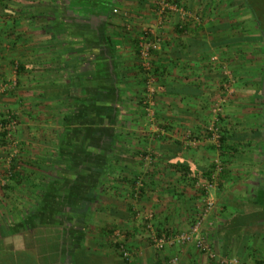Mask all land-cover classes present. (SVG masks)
<instances>
[{"label": "crops", "instance_id": "crops-1", "mask_svg": "<svg viewBox=\"0 0 264 264\" xmlns=\"http://www.w3.org/2000/svg\"><path fill=\"white\" fill-rule=\"evenodd\" d=\"M60 2L66 13L59 0H0V83L15 77L18 82L0 93V111L19 117L18 137L32 151L37 126L28 118L37 113L49 118V107L57 108L61 151L57 154L56 148L46 163L43 157L27 156L23 167L55 180L56 202L73 221L68 235L67 228L61 232L62 248L67 244L74 253L84 250L87 264H123L111 240L119 228L126 229L137 254L142 244L134 234L141 233L136 220L141 210L155 211L159 230L187 229L205 199L198 180L204 181L220 160L224 170L210 190L215 204L208 241L249 264H264V113L254 107L256 72L240 71L238 48L229 44V22H210L204 10L193 16L189 11L183 20L178 14L159 18L148 8L149 0H137L133 7L120 0L125 7L119 5L118 13L84 16L72 0ZM126 11L131 18L124 17ZM147 26L156 27L162 37L150 71L152 121H146L140 103L148 90L139 56L140 35ZM217 102L226 137L219 143L208 130ZM68 119L72 127L65 129ZM77 125L84 128L75 134ZM41 131L40 138L48 136L46 129ZM41 139L38 147L48 145ZM4 159L0 156L1 165ZM239 211L250 220L231 224ZM101 213L103 219L95 220ZM96 228L102 236L97 243L88 239ZM79 233L82 238L76 241ZM194 245H186L181 254L201 264L205 255ZM173 248L165 254L176 255L179 247Z\"/></svg>", "mask_w": 264, "mask_h": 264}, {"label": "rangeland", "instance_id": "rangeland-1", "mask_svg": "<svg viewBox=\"0 0 264 264\" xmlns=\"http://www.w3.org/2000/svg\"><path fill=\"white\" fill-rule=\"evenodd\" d=\"M128 1H129V4L132 5L133 7L134 2H136L137 0H128ZM158 1L160 2L167 1L169 4L177 3L179 6L183 8L182 9L183 13L186 12L187 14H189L190 12H192V14L190 13L188 16H193L194 13L196 12L200 13L202 10H204V11L209 12L208 16L210 18L209 19L210 22H211V18L212 20H215V21L219 20L218 22H221L222 20H226L225 22H229L230 26H232L233 28V34L229 35L231 37L229 40L230 41L229 44L236 45L237 47L236 46L235 47L238 48L237 53L239 57L237 58H240L242 60L239 64V66H241L239 67L241 69L240 71L243 73L245 72L247 73V75H250V76L254 72H256L255 79L257 81H255L254 84L251 81L250 82L252 83V87H255L256 89V96L254 97L255 98L254 102L256 104L254 105V107H257L258 108L257 113L262 115V113H264V101L262 99V96L264 98V90L262 87L263 74H264V47H263V40L261 38L262 33H260V30L258 29L256 25V19L254 17L255 15L253 14L252 10L248 8L247 5H245L242 0H197L199 5L198 4L191 5L189 1L185 2L182 0H178V2H176V0H158ZM149 2L151 3V7H148V8H151V11H153V13H157L159 18H163L165 14L169 16H174V17L176 14L181 15L179 12L172 11L170 9L169 10L165 9L163 10L164 11L163 12L161 6L160 7L158 6L157 0H152V1L149 0ZM59 3L60 5H62L61 7H62L63 12L66 13L68 8L65 7V4H62L60 0H59ZM114 4H116V6L113 8L112 12L118 13L119 12L118 6L122 5V2H120V0H115ZM122 7H125V6L122 5ZM115 9L117 11H115ZM126 12L127 14H125ZM126 12L124 13L125 14L124 17L131 18V14L128 11ZM63 15H64V18H63V21H64V19H66L65 17L67 14H63ZM181 18L183 20L184 18H186V16L184 17L181 16ZM58 19H61V17L59 16ZM198 20H201V19H198ZM239 38L244 41L239 40ZM231 57H228L229 62H230ZM234 63H236L235 58H234ZM260 99L262 100V102L260 101ZM35 101L36 100L33 99V102ZM140 103H142V101H140ZM56 109H57L56 106L49 107V110H51V113H52L50 114L51 116L49 118L44 115H39L38 113L35 114V116H31V118H28V119H31V122L35 126H37L35 129L36 134L32 133L34 134L32 136H34L37 141L38 140L42 141L41 138H43L44 139L43 141L48 142V145L42 146V148L38 147L40 143L37 141L33 143L35 144V146H32L31 148L32 151H30L29 148H26L22 138L18 137L19 136L18 126L21 122L19 120V117L15 114L14 116L17 121V124L14 127V129L11 130V133L8 135V133L6 132L7 134L6 138H4L5 136L3 137L2 135L3 132L0 134V138L2 139L0 140V156H3L5 158L4 161L2 162L3 164L2 165L0 164L2 166V168L0 169V173H1L0 182H3L2 185H4L5 187L7 183L11 184V187H8V188L6 187V189L2 185H0V201L8 205V206H2V205L0 206V220L1 221L7 220L6 222L8 224H16L18 221L22 220L26 215L31 214L33 212L38 213L39 209H37V206L40 205V202H41L40 200L42 198L41 199L39 198L40 196L38 194L39 192H38V188H36V184L47 181L54 185V182H55L54 178H51V179L50 177L48 179H45L44 177L41 178L40 173H37V175L35 174L33 175V173H31L30 171L26 170L25 167H23V164H27L24 162V159L27 158V156L31 157V155L32 157L35 156L33 157L35 160H38L40 157H43L45 161L44 163H46L47 161L45 159L46 156L48 155L55 156L56 148H57V154H58V151L59 152L61 151L60 142L62 141V138H60L61 134L57 131L59 130L58 127H56L57 125L60 126L59 117L57 118L58 115L56 114ZM3 114L4 112L0 111V116ZM154 116H155V113L153 115L147 114L146 118L149 117V119H146V121L150 119L152 121V119H154ZM123 117L124 116H120V118H123ZM73 118H75V115L70 116L69 119L73 120ZM218 118H220V121H221L222 116H218ZM69 119L67 122L64 123L65 129L67 128V126L72 127V123L69 122ZM213 119H214V116L211 118L210 124L213 122ZM73 126H75L76 128V125H73ZM41 128H43L44 131H41ZM83 128L84 127H82L81 125H77V129H76L77 131L75 132V134H77V132ZM45 129L48 133V136L45 138L44 137L40 138L39 137L40 131H41V134H43V132L46 133ZM65 129H64V132H65ZM56 139H59L58 145L55 144ZM41 143L44 144L43 142ZM27 151H30V152H27ZM8 160H10V162H8ZM14 160H17L20 162L21 164L20 171H22V174H24L23 176H25L22 180L20 179V182L18 183L16 181H11L10 175H7V172H8L7 170L10 168L11 163ZM38 169H41V168H38ZM55 205H56L55 206L56 208L58 207L60 208L62 206V204L58 202ZM62 209L63 208H61V210ZM151 211L154 214L153 231L156 233L161 232V233L171 234V233L188 230L191 224H193L195 218L197 217L195 216L192 218V221H190L189 227H187V229H183V230H173L172 229L171 230L170 228L165 227L159 230L156 226V222L154 221L156 217L155 211H153L152 209L145 210V211L141 210L139 214L137 215L136 220H138L141 224L139 225L140 230L138 229V232L141 231L143 235L140 232H139L140 234L137 233L139 236H136V234H134V237L137 239V243L142 244V248L138 250V253L136 254L134 251L131 250V245H129L131 243H129V240L131 239L130 242L133 243L132 241L133 236H128L126 229L119 228L115 234V237L113 238V240H111L112 242H119L121 240L124 243L126 241L128 248L125 245H123V247L126 248L127 252L129 253L128 254L129 261L127 264H197V263H191L189 259L185 260L181 254L182 249L186 245L190 246V244H195L194 245L195 248L198 249L201 253H204L205 261L201 264H218L219 260L223 258H228V259L236 258L243 264H249L247 261H244L243 259H241L240 257H237L236 255L229 254V252L223 253L222 251L217 250L208 241L209 240L208 235H207L208 229L210 230V227L208 224H205L203 226L202 234L207 240V242L210 244L211 250L212 252H214L215 256H211L208 252H206V250L197 246L195 242H189L184 245L166 246L162 249L157 248L150 238V235L152 234V232L148 230L146 227H144L145 216L148 212H151ZM92 213H93V210L91 211L90 209V211H88V216L91 217ZM241 213L242 211H239L236 215L233 214V216H231L232 218H231L230 223L235 224V223H239V221L242 222L244 220H248V221L250 220L247 217H245V215H242ZM95 216H96L95 220L101 221L104 215H102L101 213V216L99 215H95ZM100 237H102L100 235V231H97V228H96V231L91 232V235L90 237H88V239H91L94 242L96 241L97 243ZM115 245L116 244L114 243L111 244V246H113L114 248H115ZM66 246L68 245L65 244V248H71V247H66ZM262 246L264 247V243H260L261 248H263ZM173 247H177V248L179 247V252L177 251L178 253L177 254L175 253L176 255L174 254L166 255L164 251L167 249H174ZM116 250L118 252V255H120V250L118 249L117 246H116ZM255 251H258V250L255 249ZM258 252L259 254L261 253V251H258ZM119 259L122 260L121 258Z\"/></svg>", "mask_w": 264, "mask_h": 264}, {"label": "trees", "instance_id": "trees-1", "mask_svg": "<svg viewBox=\"0 0 264 264\" xmlns=\"http://www.w3.org/2000/svg\"><path fill=\"white\" fill-rule=\"evenodd\" d=\"M248 8H250L255 15L256 25L262 33L263 47H264V0H242ZM178 2V0H176ZM115 0H72V5L78 8L81 15L90 12H103L104 10L112 11L114 8ZM71 6V4H69ZM104 11V12H105ZM228 26L230 24H227ZM239 40H241L239 38ZM246 40V39H245ZM234 41V40H232ZM244 41V40H241ZM262 87L264 90V74ZM264 101V98L262 96ZM261 100V99H260ZM262 102V100H261ZM6 138V132L2 133ZM226 137L222 134L221 139ZM0 140H2L0 138ZM21 164L19 161L14 160L10 168L7 170V175H10L11 181L20 182L25 176L20 171ZM6 187H11L10 183ZM38 188L39 199L42 202L39 211L45 210V217L40 218L37 215H32V221H28L27 215L16 224H8L7 220H0V264H87L86 254L84 250L74 253L71 248H62L63 241L61 232L62 228L59 216L62 215L61 208H56L55 204L57 198V191L55 192L54 186L50 182L44 181L43 183L36 184ZM68 197V195H67ZM71 197V196H70ZM70 199V198H69ZM38 207V206H37ZM44 207V210H41ZM49 215V216H48ZM62 217V216H60ZM145 227V225H144ZM34 241L29 242V237L35 238ZM78 238V239H77ZM81 233L76 237V241L81 240ZM120 250V257L123 264L128 263L129 256L125 254L128 248L126 242L119 241L115 243ZM38 246V250L36 251ZM67 252L69 253L67 255ZM79 253V254H78ZM85 254V255H84ZM58 255L59 260H58ZM84 258V259H83Z\"/></svg>", "mask_w": 264, "mask_h": 264}, {"label": "built area", "instance_id": "built-area-1", "mask_svg": "<svg viewBox=\"0 0 264 264\" xmlns=\"http://www.w3.org/2000/svg\"><path fill=\"white\" fill-rule=\"evenodd\" d=\"M158 6L162 8V11L165 9H170L172 11L179 12L182 16L186 15V12L183 13L182 7L176 4H169L167 1L160 2L157 0ZM115 11H117L115 9ZM164 12V11H163ZM162 37L160 33L156 31V27L147 26L143 29L140 39H139V56H140V64L142 71L145 73V77L147 78L146 84L148 86V90L146 91L144 97L142 98L143 107L145 108L148 115L154 114V106H155V88L151 84V68L153 64L154 54L161 49ZM18 68V66H15ZM17 85V78H13L6 82L0 83V93L5 92L8 89H13ZM222 105L221 102H217L214 109V119L213 122L208 126V130L210 131L211 139L215 143H219L222 137V129L220 123V118L217 115L221 112ZM17 121L15 119L14 113L11 111H5L3 115L0 116V134L2 132H7L8 135L11 133V130L16 126ZM193 144H195V140H193ZM224 170V164L220 160L215 161V167L210 172L207 178L204 181L198 180V186L203 190L205 199L204 203L199 209L198 215L195 218L193 224L189 227L188 230L176 232V233H161L153 231V212H148L145 216V227L152 232L150 238L155 246L159 249H162L166 246H174V245H184L189 242H195L197 246L206 250L211 256H215L214 252H212L210 244L207 242L205 237L202 234V228L205 224H211L209 220V216L214 208V198L211 196V189L217 186L219 181V176L221 172ZM123 247V246H122ZM124 248V247H123ZM125 254L129 256L128 252L125 251ZM218 264H243L236 258H223L219 260Z\"/></svg>", "mask_w": 264, "mask_h": 264}, {"label": "flooded vegetation", "instance_id": "flooded-vegetation-1", "mask_svg": "<svg viewBox=\"0 0 264 264\" xmlns=\"http://www.w3.org/2000/svg\"><path fill=\"white\" fill-rule=\"evenodd\" d=\"M105 11V10H104ZM106 12V11H105ZM108 12V11H107ZM106 136H108V135H106ZM62 208H63V206H61ZM41 210H44V208H42ZM61 216L62 217H60V220L62 219L63 220V223H64V225L62 226V227H64V228H67L68 230H67V234L66 235H68V232H69V226L71 225V223H69V222H73V221H71V219H69V216H70V213H69V211H67L66 209L65 210H63L62 209V212H61ZM32 215H37V216H39L40 218H42L43 216H45V210L44 211H39L38 213L37 212H33V213H31V214H29V216H27L26 218L28 219V221H32V218H30V216H32ZM49 216V215H48ZM68 219H69V221H68ZM74 225V224H73ZM72 226V225H71ZM70 240V239H69Z\"/></svg>", "mask_w": 264, "mask_h": 264}]
</instances>
